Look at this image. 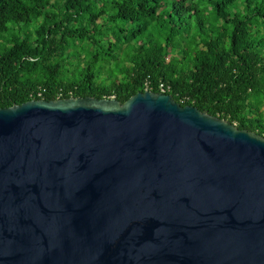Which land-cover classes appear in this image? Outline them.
<instances>
[{
    "label": "water",
    "instance_id": "95a60500",
    "mask_svg": "<svg viewBox=\"0 0 264 264\" xmlns=\"http://www.w3.org/2000/svg\"><path fill=\"white\" fill-rule=\"evenodd\" d=\"M0 264H264V135L149 89L0 104Z\"/></svg>",
    "mask_w": 264,
    "mask_h": 264
},
{
    "label": "trees",
    "instance_id": "16d2710c",
    "mask_svg": "<svg viewBox=\"0 0 264 264\" xmlns=\"http://www.w3.org/2000/svg\"><path fill=\"white\" fill-rule=\"evenodd\" d=\"M160 83L264 135V0H0V104Z\"/></svg>",
    "mask_w": 264,
    "mask_h": 264
},
{
    "label": "clouds",
    "instance_id": "9594fccd",
    "mask_svg": "<svg viewBox=\"0 0 264 264\" xmlns=\"http://www.w3.org/2000/svg\"><path fill=\"white\" fill-rule=\"evenodd\" d=\"M160 85H161V87H160V89L158 90V92H161V93H167V92H165L164 88L162 87V83H160ZM145 89H148V88L146 87ZM149 90H150V89H149ZM168 94H169V93H168ZM37 95H40V91L37 92ZM69 96H71V95H69ZM32 99H33V98H32Z\"/></svg>",
    "mask_w": 264,
    "mask_h": 264
}]
</instances>
